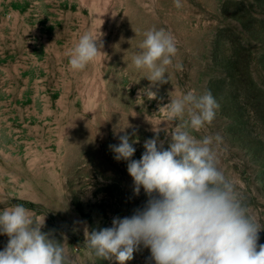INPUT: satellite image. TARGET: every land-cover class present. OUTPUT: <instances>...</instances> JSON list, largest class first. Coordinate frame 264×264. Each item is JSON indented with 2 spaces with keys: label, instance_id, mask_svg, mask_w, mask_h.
I'll list each match as a JSON object with an SVG mask.
<instances>
[{
  "label": "rangeland",
  "instance_id": "1",
  "mask_svg": "<svg viewBox=\"0 0 264 264\" xmlns=\"http://www.w3.org/2000/svg\"><path fill=\"white\" fill-rule=\"evenodd\" d=\"M0 0V210L22 204L43 232L64 242L72 264H116L90 256L84 229L111 227L148 197L137 196L127 162L110 145L127 122L140 159L153 125L171 131L170 96L211 93L219 104L197 139L219 134L218 167L264 227V0ZM163 29L177 48L168 83L151 86L132 65L144 33ZM103 33L85 69L68 51ZM151 88L156 99L142 90ZM187 119V115H185ZM120 135H123L121 132ZM160 139L167 148L170 137ZM258 244H264V230ZM8 242L0 235V251ZM141 246L126 264H154Z\"/></svg>",
  "mask_w": 264,
  "mask_h": 264
},
{
  "label": "clouds",
  "instance_id": "2",
  "mask_svg": "<svg viewBox=\"0 0 264 264\" xmlns=\"http://www.w3.org/2000/svg\"><path fill=\"white\" fill-rule=\"evenodd\" d=\"M180 7V0H174ZM103 33L86 32L68 51L70 68L80 71L93 62L103 48ZM132 65L143 70L151 86L168 83L167 68L177 48L174 38L163 29L144 33ZM156 99L151 88L142 90ZM166 122H178L171 131L153 125L154 136L145 140L140 159L133 139L135 129L128 122L114 135L110 145L114 159L127 162L133 192L143 189L148 197L130 217H114L111 227L84 229V245L90 256L126 264L141 246L148 248L154 264H264V244H258L264 230L250 213L234 181L218 167L215 146L219 134L197 139L199 132L215 118L219 104L211 93L195 91L170 96L162 106ZM187 115V119H185ZM170 137L167 148L160 139ZM123 135H120V133ZM45 216L17 204L0 210V235L8 242L0 251V264H72L64 242L42 231Z\"/></svg>",
  "mask_w": 264,
  "mask_h": 264
}]
</instances>
